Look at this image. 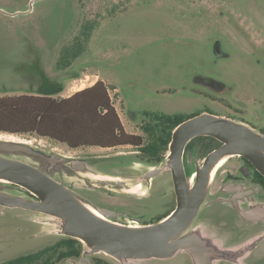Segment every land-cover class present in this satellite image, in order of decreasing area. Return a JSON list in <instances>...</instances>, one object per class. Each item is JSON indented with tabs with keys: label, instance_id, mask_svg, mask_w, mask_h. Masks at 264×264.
Here are the masks:
<instances>
[{
	"label": "rangeland",
	"instance_id": "374dc122",
	"mask_svg": "<svg viewBox=\"0 0 264 264\" xmlns=\"http://www.w3.org/2000/svg\"><path fill=\"white\" fill-rule=\"evenodd\" d=\"M98 81L104 82L125 130L132 135L142 134L140 124L147 120L141 114L149 112L185 118L211 114L263 133L264 0H0V98L38 95L43 85H61L62 90L53 95L60 100ZM134 113L138 120L132 118ZM10 123L9 118L0 117V128ZM209 139L213 138L195 141V160L207 156L214 145ZM0 140L24 147L0 149V156L38 169L89 211L94 210L87 202L126 213L135 200L118 189L114 195L123 197L110 204L108 187L96 183L90 190L87 171L69 178L55 173L52 155H65L67 160L101 156L106 166L93 173L97 177L93 182L130 179L155 165L137 159L132 146L72 149L50 137L1 130ZM116 155L124 158L123 166L115 164ZM216 180L217 174L202 206ZM0 198V264L65 238L79 240L83 253L59 264H96L97 260L108 264H264V242L252 250L250 259L230 253L195 260L181 251L172 257L111 255L71 234L67 221L29 207L40 200L24 187L0 179ZM125 215L109 220L146 227ZM199 225L202 222L189 226L179 237L192 231L204 238L213 235Z\"/></svg>",
	"mask_w": 264,
	"mask_h": 264
},
{
	"label": "flooded vegetation",
	"instance_id": "af4514ba",
	"mask_svg": "<svg viewBox=\"0 0 264 264\" xmlns=\"http://www.w3.org/2000/svg\"><path fill=\"white\" fill-rule=\"evenodd\" d=\"M155 114L159 113L149 112L141 114V116L147 121L140 124L142 134L133 135L135 137L134 142L127 145L111 147L118 148L132 146L137 149L133 152L137 155V159L155 164L152 168L147 169L140 175L134 174V178L120 179L117 182L115 180L103 181L100 179L97 180V182H93L91 179L97 178L93 177L95 176L93 173L101 172L103 166L106 165L103 164L104 161L100 160L101 156L90 155L85 158L78 157L73 160H67L69 159L68 156H58L54 154L50 159L52 162H55L52 169L55 173L60 172L61 175L68 178L69 176H76L77 173L87 171L86 182L90 185V190L96 188V183L103 188L108 187L111 193L107 199H109V203L113 205L120 200V197H123L115 196L114 190L122 189L123 194L129 195L135 200L134 207L130 208L129 212H119L112 209L110 205L106 207L104 204H99L97 206H92L88 202L87 204L95 212H97L96 208H98L116 213V218L112 219H118L120 217L125 218V214H129L128 219L134 224L147 226L137 228L144 229L156 227L151 225H156L167 220L175 213L178 207V196L176 194L172 169L169 164L170 144L164 152L159 154H154L151 150L155 141L154 136L148 131V129L153 127L156 131L161 129L159 126L160 122L153 121V119H155ZM159 115L162 116L165 114ZM166 116L175 118L183 115L177 114ZM136 117L137 115L134 113L132 118L138 120ZM260 134L264 135V133ZM157 137H159V132H157ZM201 137L212 138L200 136L192 139L184 148L182 157L184 172L190 185V193L194 190L191 186L196 182L199 172L204 169L209 157L222 146V143L218 140L213 138L212 141L209 139L214 145H210L212 147L207 156L195 160L196 157H193L197 151V145L195 144L198 141L197 139ZM189 153L192 156L191 159H189ZM121 160H124V158L116 155L114 162L117 165L123 166ZM164 160L165 163H163ZM111 162L112 160L109 161L110 164ZM156 170L158 171V174L147 180L146 176ZM216 174L217 180L214 190L210 193L206 203L200 207L196 217L189 225L191 227L194 226L196 222H202V226L199 225V227L202 229L205 227L206 230L208 229L207 232H214L213 235L204 238L202 235L198 236L197 231H192L187 232L182 237H179V239L189 240L192 245H196L201 250L205 257L208 255H214L215 257L219 256V254L233 253L239 254V256H242L243 258L250 259L252 254H254V251L252 252V250L259 245L261 246L264 242V224L261 222L252 223L244 220L238 210L247 211L255 208L264 209V175L251 160L238 154L224 156L216 163L211 178L207 184L208 189L213 182L212 179L214 180L216 177ZM129 181H131L130 187H128ZM68 187L69 189H73L74 185L69 184ZM206 188L204 189V193L207 192ZM123 189H125V191ZM203 198L198 197L196 204L193 206V212ZM171 202L174 203L173 208L170 206ZM189 226L187 228H189ZM199 232L201 234V231ZM247 244L248 246L242 249V247ZM239 248H241V251ZM179 252L180 251L177 253ZM181 252H184L191 258L193 257L187 250H181Z\"/></svg>",
	"mask_w": 264,
	"mask_h": 264
},
{
	"label": "water",
	"instance_id": "95a60500",
	"mask_svg": "<svg viewBox=\"0 0 264 264\" xmlns=\"http://www.w3.org/2000/svg\"><path fill=\"white\" fill-rule=\"evenodd\" d=\"M200 136L212 137L221 142L222 146L209 157L204 169L199 172L196 182L191 186L196 196L204 197L193 212V200L182 157L189 141ZM0 149L23 150L24 147L14 141L0 140ZM228 152L245 156L264 175V135L256 133L244 124L211 114L198 115L179 124L172 134L169 156L178 196V207L169 219L151 225L157 226L153 231L141 234L122 232L107 225L78 203L77 198L61 187L58 182L24 162L0 156V179L30 191L39 198L40 202L29 204V207L67 221L69 232L93 243L96 250L124 257L144 255L172 257L178 251L187 250L195 260H202L205 256L201 250L196 245H192L189 240L179 239V236L196 217L206 198L207 180L213 166ZM157 174V170L151 172L146 179L149 180ZM205 188L206 193H204ZM96 211L108 220L117 216L109 210L96 208ZM238 211L244 220L264 224V209Z\"/></svg>",
	"mask_w": 264,
	"mask_h": 264
},
{
	"label": "trees",
	"instance_id": "16d2710c",
	"mask_svg": "<svg viewBox=\"0 0 264 264\" xmlns=\"http://www.w3.org/2000/svg\"><path fill=\"white\" fill-rule=\"evenodd\" d=\"M73 57L75 59L78 55L75 53ZM61 90V85H52L50 88L43 85L38 95L0 98V117L11 120L7 127L0 130L50 137L74 149L84 146L111 148L134 142L135 137L125 130L104 82L98 81L92 87L65 99L54 98L53 95ZM154 116L153 121L160 122L161 128L159 131L154 127L148 129L154 136L155 142L151 147L154 154L164 152L176 127L194 117ZM82 253L83 246L79 240L65 238L38 252L3 264H59L66 259H78ZM96 264L108 263L97 260Z\"/></svg>",
	"mask_w": 264,
	"mask_h": 264
},
{
	"label": "bare ground",
	"instance_id": "6f19581e",
	"mask_svg": "<svg viewBox=\"0 0 264 264\" xmlns=\"http://www.w3.org/2000/svg\"><path fill=\"white\" fill-rule=\"evenodd\" d=\"M190 142V141H189ZM230 154H234V153H226L224 156H227V155H230ZM223 156V157H224ZM216 165V164H215ZM215 165L213 166L212 170H211V173L209 175V178L207 180V184L211 178V175H212V172H213V169L215 167ZM191 196H192V200H193V203H192V211H193V206L196 204L197 200H198V196H196V194L194 193V190L191 192ZM77 201V200H76ZM89 211V210H88ZM93 216H95L96 218H98L99 220L103 221L104 223H106L107 225L117 229V230H120L122 232H126V233H131V234H141V233H147V232H151L153 231L156 227H152V228H144V229H141V228H137V227H128V226H123V225H119V224H114L112 223V221L106 219L104 216H102L101 214H99L98 212H94V211H89ZM85 238V237H84Z\"/></svg>",
	"mask_w": 264,
	"mask_h": 264
},
{
	"label": "crops",
	"instance_id": "0c3cea01",
	"mask_svg": "<svg viewBox=\"0 0 264 264\" xmlns=\"http://www.w3.org/2000/svg\"><path fill=\"white\" fill-rule=\"evenodd\" d=\"M99 79V78H98ZM264 133V132H263Z\"/></svg>",
	"mask_w": 264,
	"mask_h": 264
}]
</instances>
